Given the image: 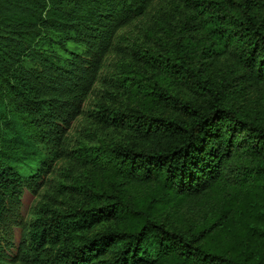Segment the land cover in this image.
Instances as JSON below:
<instances>
[{
	"label": "trees",
	"instance_id": "trees-1",
	"mask_svg": "<svg viewBox=\"0 0 264 264\" xmlns=\"http://www.w3.org/2000/svg\"><path fill=\"white\" fill-rule=\"evenodd\" d=\"M183 1L139 69L121 65L125 105L92 112L125 139L76 151L80 201L40 206L21 264H264V0ZM153 2L0 0V264L23 187L62 155L118 30Z\"/></svg>",
	"mask_w": 264,
	"mask_h": 264
},
{
	"label": "rangeland",
	"instance_id": "rangeland-1",
	"mask_svg": "<svg viewBox=\"0 0 264 264\" xmlns=\"http://www.w3.org/2000/svg\"><path fill=\"white\" fill-rule=\"evenodd\" d=\"M173 1L175 6L170 4ZM184 4L183 0H154L142 17L118 30L113 48L103 60L97 81L83 101L81 114L71 121L66 129L62 155L51 162L49 170L39 178L35 189L28 185L23 187L19 204L2 227V236L9 241V245L5 246L9 264H21L15 260L20 236L24 227L36 218L40 206L46 205L48 209H67L80 201L81 195L76 194L79 191L77 192L75 187L88 177V168L75 158L76 151L83 146L122 142L125 139L121 130L107 129L97 124L92 112L97 109L99 103H107L111 107L125 105V100L119 103L116 98L119 92L122 94L121 65L130 64L138 70L137 66L142 65L138 57L142 55L143 50L158 48L150 32L157 29L161 22H166L168 28L177 25L181 18V9L186 8ZM157 33L159 35L155 36L158 38L164 32L159 30ZM146 72L150 74L151 69L148 68ZM173 91L178 95L188 94V90H181L178 86H174ZM182 209L189 215L196 210V205L188 201L182 205ZM103 227L99 225L89 233L94 234Z\"/></svg>",
	"mask_w": 264,
	"mask_h": 264
}]
</instances>
